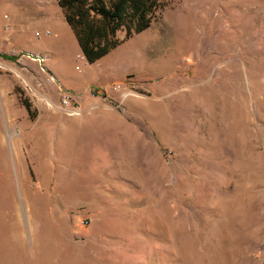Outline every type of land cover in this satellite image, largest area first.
<instances>
[{
    "label": "rangeland",
    "instance_id": "rangeland-1",
    "mask_svg": "<svg viewBox=\"0 0 264 264\" xmlns=\"http://www.w3.org/2000/svg\"><path fill=\"white\" fill-rule=\"evenodd\" d=\"M20 2L0 264H264V0H156L92 61L57 0Z\"/></svg>",
    "mask_w": 264,
    "mask_h": 264
},
{
    "label": "trees",
    "instance_id": "trees-1",
    "mask_svg": "<svg viewBox=\"0 0 264 264\" xmlns=\"http://www.w3.org/2000/svg\"><path fill=\"white\" fill-rule=\"evenodd\" d=\"M78 42L92 61L116 44L113 38L123 25L136 31L149 24L156 0H57Z\"/></svg>",
    "mask_w": 264,
    "mask_h": 264
},
{
    "label": "crops",
    "instance_id": "crops-1",
    "mask_svg": "<svg viewBox=\"0 0 264 264\" xmlns=\"http://www.w3.org/2000/svg\"><path fill=\"white\" fill-rule=\"evenodd\" d=\"M39 8L48 10L49 6L46 5H39ZM55 8V7H54ZM25 9V10H24ZM21 10L23 13L18 15V11ZM25 11H26V4L21 3L20 0H0V42L3 43V36L6 34L4 25L7 23L8 20H16V19H21L25 16ZM61 17L58 15L56 16H51L50 14L48 15L47 19L52 20L56 23H58L60 27V31L62 34H65L67 36H70V31L67 28L66 22L62 21L60 19ZM66 20V19H65ZM37 24H42V20L35 21ZM68 23V22H67ZM27 27V26H26ZM30 29L25 28L20 30V33L18 35H26L29 34ZM72 40V37H71ZM37 54L36 56H38Z\"/></svg>",
    "mask_w": 264,
    "mask_h": 264
},
{
    "label": "built area",
    "instance_id": "built-area-1",
    "mask_svg": "<svg viewBox=\"0 0 264 264\" xmlns=\"http://www.w3.org/2000/svg\"><path fill=\"white\" fill-rule=\"evenodd\" d=\"M61 99H62V102H63L65 105H67V104L69 103V100H70L69 96L66 95V94H64V95L62 96Z\"/></svg>",
    "mask_w": 264,
    "mask_h": 264
},
{
    "label": "bare ground",
    "instance_id": "bare-ground-1",
    "mask_svg": "<svg viewBox=\"0 0 264 264\" xmlns=\"http://www.w3.org/2000/svg\"><path fill=\"white\" fill-rule=\"evenodd\" d=\"M1 205V204H0Z\"/></svg>",
    "mask_w": 264,
    "mask_h": 264
}]
</instances>
